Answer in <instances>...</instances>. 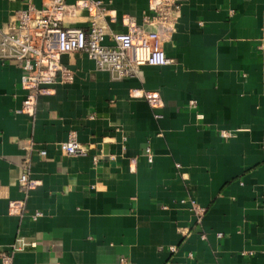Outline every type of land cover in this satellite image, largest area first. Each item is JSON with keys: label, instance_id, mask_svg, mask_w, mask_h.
Listing matches in <instances>:
<instances>
[{"label": "crops", "instance_id": "crops-1", "mask_svg": "<svg viewBox=\"0 0 264 264\" xmlns=\"http://www.w3.org/2000/svg\"><path fill=\"white\" fill-rule=\"evenodd\" d=\"M81 1L67 0L66 27L89 28L97 12ZM92 1L107 46L128 22L155 30L152 0ZM25 7L0 0V29ZM163 47L172 65L124 79L62 56L74 82L40 96L33 117L21 71L0 62V255L12 264H264V0H183ZM72 133L87 156L62 150ZM28 159L37 186L24 191ZM18 240L29 246L14 251Z\"/></svg>", "mask_w": 264, "mask_h": 264}, {"label": "built area", "instance_id": "built-area-1", "mask_svg": "<svg viewBox=\"0 0 264 264\" xmlns=\"http://www.w3.org/2000/svg\"><path fill=\"white\" fill-rule=\"evenodd\" d=\"M14 1H23L26 7L19 10L6 27L0 29V62L15 65L21 71V88L26 94L20 112L31 117L35 115L40 96L51 95L58 85L74 82L73 71L62 63L64 55L84 53L95 62L98 69L108 71L116 79L133 77L141 66L165 67L173 64L163 46L174 31L183 0H152L150 11L154 13V17L146 18V22L153 25L155 30L145 32L128 22L129 31L126 34L111 36L113 46L105 45L107 32L98 20L103 15V3L100 1L83 0L76 5L78 9H95L97 12L92 16L87 30L64 25L68 12L67 0H43L42 9H38L32 1ZM133 96L142 95L134 91ZM144 97L151 105L158 104L159 100L153 95L146 93ZM191 104L194 105L195 102ZM221 136L231 138L233 135L222 132ZM61 148L70 156L81 157L89 153V149L78 142L74 133ZM41 155L45 156L46 152L41 151ZM145 156L149 162L153 161L150 148L146 150ZM27 163L26 171L20 179L24 191L37 186L29 178L30 159ZM191 203L198 222L201 223L205 210L195 201ZM39 217L41 213L33 216L35 220ZM27 246L29 245L24 241L18 240L14 251H22ZM170 249L171 252H176L175 247ZM0 256L2 264H12V255L3 253Z\"/></svg>", "mask_w": 264, "mask_h": 264}]
</instances>
